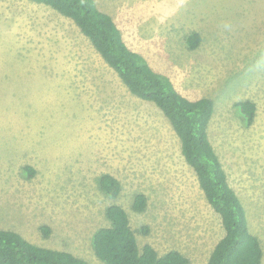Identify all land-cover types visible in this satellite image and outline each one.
I'll list each match as a JSON object with an SVG mask.
<instances>
[{"label":"rangeland","instance_id":"1","mask_svg":"<svg viewBox=\"0 0 264 264\" xmlns=\"http://www.w3.org/2000/svg\"><path fill=\"white\" fill-rule=\"evenodd\" d=\"M95 1L183 96L213 100L209 138L264 250V0ZM247 99L257 106L250 127L236 109ZM104 174L120 181L117 198L102 191ZM139 193L144 213L133 209ZM110 205L126 210L140 248L177 250L189 264H208L225 235L156 105L130 93L71 19L0 0V229L106 264L92 237L112 225Z\"/></svg>","mask_w":264,"mask_h":264},{"label":"trees","instance_id":"2","mask_svg":"<svg viewBox=\"0 0 264 264\" xmlns=\"http://www.w3.org/2000/svg\"><path fill=\"white\" fill-rule=\"evenodd\" d=\"M29 1L49 6L71 19L130 93L154 103L167 118L181 141L185 161L194 169L207 201L222 219L225 235L215 246L208 264H263L262 243L251 232L242 200L229 184L209 138L213 100L207 97L190 100L183 96L168 76L155 71L143 55L127 45L113 17L99 10L95 0ZM187 43L195 50L201 43V36L193 32ZM236 109L245 126H252L257 113L255 102L242 100L236 103ZM26 172L29 177L34 175L31 167H27ZM99 183L111 198L120 195L122 185L114 176L104 174ZM147 205L145 194L134 197L133 209L137 213H144ZM106 212L112 225L98 229L92 237V245L101 261L106 264H189V258L177 250L160 256L150 244L140 248L123 207L110 205ZM41 230L49 236V228ZM143 232L147 234L148 228L144 227ZM0 264L89 263L72 253L39 247L19 233L0 229Z\"/></svg>","mask_w":264,"mask_h":264}]
</instances>
